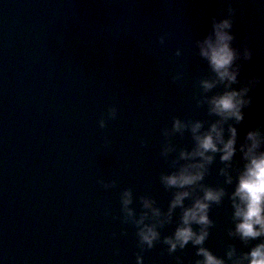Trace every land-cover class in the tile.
Wrapping results in <instances>:
<instances>
[{"label":"water","instance_id":"1","mask_svg":"<svg viewBox=\"0 0 264 264\" xmlns=\"http://www.w3.org/2000/svg\"><path fill=\"white\" fill-rule=\"evenodd\" d=\"M229 3L232 46L252 53L237 61L238 81L259 83L244 119L223 125L225 139L237 129L232 159L210 153L202 180L168 186L162 177L200 160L181 157L195 149L192 126L203 134L219 119L208 99L223 85L203 89L214 74L198 41ZM248 131L264 151V0H0V264H197L199 247L247 264L243 254L264 242L235 233ZM207 188L224 191L211 223L191 225L207 237L169 251L165 238ZM180 191L189 196L170 209ZM145 225L158 233L151 247Z\"/></svg>","mask_w":264,"mask_h":264},{"label":"clouds","instance_id":"2","mask_svg":"<svg viewBox=\"0 0 264 264\" xmlns=\"http://www.w3.org/2000/svg\"><path fill=\"white\" fill-rule=\"evenodd\" d=\"M233 18L234 9L229 3L226 15L220 18L213 16L208 32L202 40L198 41L199 55L207 62L209 69L214 74V79L201 81L203 89L207 91L217 84L223 85V91L208 99L209 112L219 119L210 124L203 134H197L201 128L199 122L192 126L196 142L195 149L190 153L181 152V157L192 160L199 157L200 160L181 167L174 174L162 177L163 182L168 186L176 188L192 186L203 179L205 165L213 159L210 153L219 152L220 160L227 162L236 152L237 129L229 124L225 139L223 125L229 120L239 123L244 119V109L249 107L252 102L249 93L259 83V77L252 76L247 80L238 81L241 65L237 61L240 58L243 61L249 60L252 53L247 46L242 51H238L232 46L234 40L231 32ZM237 83L240 84V87L233 88L232 85ZM173 127L180 129L183 125L179 120H176ZM246 141L249 143L240 146L246 163L243 171L237 177L232 193L233 218L237 221L235 233L244 241L264 236V151L259 150L261 146L259 132L248 131ZM227 182L231 183V177H228ZM129 195L127 192L123 194L124 205L130 202ZM223 195V189L207 188L204 190L202 198L194 200L190 207L183 210L181 224L176 228L171 238H165V243L170 246L169 251L174 250L177 246L183 248L188 242L193 245L203 243L208 235L206 229L202 228L197 233L193 231L191 225L206 226L210 224L207 216L208 208L211 203H219ZM188 196V191L177 192L170 203V209L181 206L184 198ZM149 206L146 201L145 207ZM139 234L142 241L149 247L158 237L154 228L147 225ZM197 254L203 257V261H197V264H224L222 259L203 247L197 248ZM227 255L231 258L233 251H229ZM139 259L138 257V264ZM242 260H246L247 264H264V242L257 243L250 248L243 254ZM235 264H240V260H237Z\"/></svg>","mask_w":264,"mask_h":264}]
</instances>
